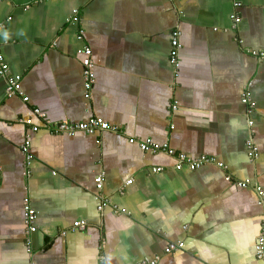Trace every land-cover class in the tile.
Wrapping results in <instances>:
<instances>
[{
    "label": "crops",
    "instance_id": "1",
    "mask_svg": "<svg viewBox=\"0 0 264 264\" xmlns=\"http://www.w3.org/2000/svg\"><path fill=\"white\" fill-rule=\"evenodd\" d=\"M251 49L264 51V0H0V264H260L264 58ZM91 117L117 130L60 129ZM130 138L207 160L178 170Z\"/></svg>",
    "mask_w": 264,
    "mask_h": 264
},
{
    "label": "built area",
    "instance_id": "2",
    "mask_svg": "<svg viewBox=\"0 0 264 264\" xmlns=\"http://www.w3.org/2000/svg\"><path fill=\"white\" fill-rule=\"evenodd\" d=\"M241 5H242V3L240 1H236L234 3L235 7H240ZM74 12L76 13L77 10H74ZM10 19H11V17H9V20ZM73 19L76 21V20H78V17L74 16ZM235 20L240 21V18L236 16ZM179 37H180V31L174 30L172 32V41H171L172 46H171V50H170V62L175 67L176 70H178L179 65H180L178 55H179V50L181 48V43H180ZM79 52L81 54H84L87 56L83 60V64H84L83 75H84L85 97L87 99H89L92 96V88H93V85L95 83V73L92 69L93 62H92V58L89 57L91 55L92 51H91V48L85 47L84 49L79 50ZM250 52L254 55H258L259 57L264 58V51H256V50L251 49ZM8 72H9V65L4 61V57L0 53V75L6 77L8 75L7 74ZM8 92L11 94H15V93H21L22 94L19 77L9 80ZM24 100L27 101L28 97H24ZM248 101H249V94H246L243 97V102L247 103ZM26 122L30 126H32L33 131L39 130V127L33 123V120L31 118H27ZM60 129L68 131L70 134L74 135L77 131H86V132L92 134L97 130H110L111 129L114 131V130H117V127L111 126L108 122L104 121L100 117H91L82 123H72V124L68 123V122L62 123L60 125ZM129 141L131 143L139 142L141 149L144 151H151L153 153H156L159 151H166L169 154H176V156L178 158V163L176 165V168L178 170H182L185 166H188L191 170H195L198 167H200L203 163H205L207 160V159L192 160L191 158H188L187 155H185L183 153H175V151L173 149L169 148L168 144L161 145L159 143L152 141L151 139L139 141L137 139L130 138ZM247 145H248V148L250 149V155H256L257 147L253 146V143L251 140H249ZM29 147H30V141L26 140L25 143L22 145V150L24 153L27 154V158L29 160H31L32 155L29 154ZM163 169L164 168H162V167H156V168H153V171L154 172H160ZM104 179H105L104 173H101L97 177H95V182H96V186L98 189H102ZM129 182H131V180ZM259 193L261 194V198H262L261 202L264 203V191L259 189ZM109 201L110 200L105 199L99 205V209H103L104 207L108 206ZM24 207H25V222H26L30 232H35L37 230V227L35 224L36 219H37V213H36L35 209L31 207L29 199L25 200ZM74 227L79 228V229H83L86 227V221H84V220L75 221ZM182 246H183L182 244L177 245L175 243H171L167 248V252L177 250V249L181 248ZM256 255H257V259L259 260L260 264H264V220H263L262 231L258 237ZM137 264H159V261L157 258L156 260H153V261H145V262H141V263H137Z\"/></svg>",
    "mask_w": 264,
    "mask_h": 264
}]
</instances>
